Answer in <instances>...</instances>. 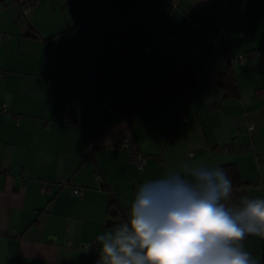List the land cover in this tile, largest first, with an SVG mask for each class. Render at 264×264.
<instances>
[{
  "label": "crops",
  "instance_id": "0c3cea01",
  "mask_svg": "<svg viewBox=\"0 0 264 264\" xmlns=\"http://www.w3.org/2000/svg\"><path fill=\"white\" fill-rule=\"evenodd\" d=\"M243 2L0 0V264H95L139 186L185 159L237 168L228 206L264 198V0ZM243 244L264 264V239Z\"/></svg>",
  "mask_w": 264,
  "mask_h": 264
},
{
  "label": "clouds",
  "instance_id": "9594fccd",
  "mask_svg": "<svg viewBox=\"0 0 264 264\" xmlns=\"http://www.w3.org/2000/svg\"><path fill=\"white\" fill-rule=\"evenodd\" d=\"M232 191L223 168L183 160L141 184L126 221L96 237L98 264H259L243 241L264 239V198L228 206Z\"/></svg>",
  "mask_w": 264,
  "mask_h": 264
},
{
  "label": "built area",
  "instance_id": "2783aa9c",
  "mask_svg": "<svg viewBox=\"0 0 264 264\" xmlns=\"http://www.w3.org/2000/svg\"><path fill=\"white\" fill-rule=\"evenodd\" d=\"M23 3V12L24 14H29L37 4H39V0H22ZM241 3L244 4L243 0H240ZM172 40V37L170 35H163L159 38H157V41L162 43V44H167ZM0 41H1V35H0ZM146 49H149V46L146 45L145 46ZM54 53H55V48L51 47L50 51L48 53L45 54L44 56V60L48 63H52L53 62V57H54ZM94 54V50H90L88 51V55L92 56ZM245 56H239L236 58H233L232 61L234 62H241L244 61ZM2 71L0 70V76L2 75ZM110 102V100H104L102 101L100 104L101 105H106ZM64 119L66 121H72L75 119L74 115L69 114V113H65L64 115ZM248 122V128L250 130H253L255 128V121L253 119H251L250 117L247 120ZM120 147H122L125 150H130V154H129V159L135 163L140 169H142L145 166V162H146V155H144L142 152L139 151H134L131 149L130 144L128 139H123L122 141H120ZM260 165H264V156H258L257 157ZM47 184H44V190L47 189ZM74 193L78 196H81L83 194V189L81 188H74ZM94 244L93 243H85L83 245H79V248L82 249H91L93 248ZM98 260H99V253L96 256L95 259V264H98Z\"/></svg>",
  "mask_w": 264,
  "mask_h": 264
},
{
  "label": "trees",
  "instance_id": "16d2710c",
  "mask_svg": "<svg viewBox=\"0 0 264 264\" xmlns=\"http://www.w3.org/2000/svg\"><path fill=\"white\" fill-rule=\"evenodd\" d=\"M231 69H226V71L224 72V77H222L219 82L222 86H228V87H234V84H233V78H232V75H231ZM227 77V78H225ZM174 83V78L172 75L168 76L164 81L163 83L158 87V88H162L161 90H164L168 87H170L172 84ZM157 89H154L152 92H150V94L148 95V97L144 100H148L150 99L152 96V93L155 92ZM144 101H142L141 103H143ZM140 103V104H141ZM139 104V105H140ZM138 105V106H139ZM129 110L130 112H134L135 108H132V109H127ZM223 169L226 171L228 177L232 180V182L234 184L237 183L238 181V172H237V168L234 167L233 165H227L225 167H223Z\"/></svg>",
  "mask_w": 264,
  "mask_h": 264
}]
</instances>
